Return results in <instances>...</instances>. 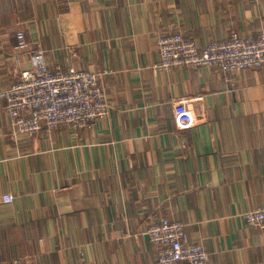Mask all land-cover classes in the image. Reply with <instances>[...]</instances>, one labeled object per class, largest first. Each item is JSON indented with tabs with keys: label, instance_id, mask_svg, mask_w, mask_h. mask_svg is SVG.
I'll return each instance as SVG.
<instances>
[{
	"label": "crops",
	"instance_id": "1",
	"mask_svg": "<svg viewBox=\"0 0 264 264\" xmlns=\"http://www.w3.org/2000/svg\"><path fill=\"white\" fill-rule=\"evenodd\" d=\"M28 46L17 49L16 32ZM264 30V0H0V88L46 63L106 70L110 108L91 127L13 134L0 100V264H154L146 229L178 220L209 264H264V64L156 69L155 36L204 45ZM17 56V57H15ZM188 100V129L173 105Z\"/></svg>",
	"mask_w": 264,
	"mask_h": 264
},
{
	"label": "built area",
	"instance_id": "2",
	"mask_svg": "<svg viewBox=\"0 0 264 264\" xmlns=\"http://www.w3.org/2000/svg\"><path fill=\"white\" fill-rule=\"evenodd\" d=\"M27 46L23 31H17L15 47ZM155 46L156 69L215 68L226 82L240 71L264 64V30L255 37L232 32L229 38L210 40L204 45L180 31H160L155 36ZM30 61L31 67L22 70L17 80L0 88V100L4 101L13 134L31 136L56 127L79 130L107 116L110 103L101 85L106 70L58 65L50 68L39 45L31 49ZM173 122L178 129L195 124L196 117L187 99L174 102ZM12 200V194L0 193V202ZM242 218L247 225L264 230V207L247 209ZM146 233L155 249L154 264H209L205 246L189 238L184 224L178 220H154Z\"/></svg>",
	"mask_w": 264,
	"mask_h": 264
}]
</instances>
